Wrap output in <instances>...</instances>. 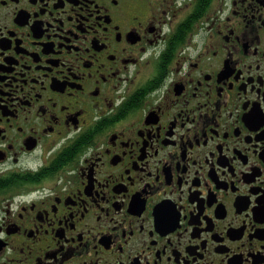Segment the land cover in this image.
Listing matches in <instances>:
<instances>
[{"label":"flooded vegetation","instance_id":"1","mask_svg":"<svg viewBox=\"0 0 264 264\" xmlns=\"http://www.w3.org/2000/svg\"><path fill=\"white\" fill-rule=\"evenodd\" d=\"M0 264H264V0H0Z\"/></svg>","mask_w":264,"mask_h":264}]
</instances>
